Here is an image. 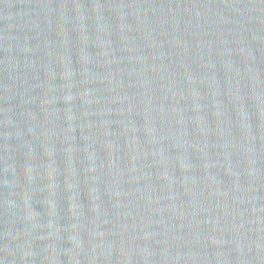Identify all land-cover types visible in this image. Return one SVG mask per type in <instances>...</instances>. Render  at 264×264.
<instances>
[{
	"label": "water",
	"instance_id": "obj_1",
	"mask_svg": "<svg viewBox=\"0 0 264 264\" xmlns=\"http://www.w3.org/2000/svg\"><path fill=\"white\" fill-rule=\"evenodd\" d=\"M0 264H264V0H0Z\"/></svg>",
	"mask_w": 264,
	"mask_h": 264
}]
</instances>
